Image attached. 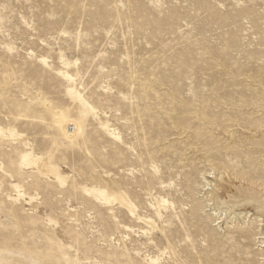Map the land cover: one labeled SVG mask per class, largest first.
I'll return each mask as SVG.
<instances>
[{
	"label": "rangeland",
	"instance_id": "rangeland-1",
	"mask_svg": "<svg viewBox=\"0 0 264 264\" xmlns=\"http://www.w3.org/2000/svg\"><path fill=\"white\" fill-rule=\"evenodd\" d=\"M70 85L94 110L85 118ZM57 110L83 121L74 145ZM0 124L68 177L62 187L54 176L33 185L35 168L24 169L15 180L25 196L14 203L0 169V229L38 218L25 230L41 242L40 224L52 218L49 232L74 249L90 243L100 264H115L105 253L124 245L139 250L135 264L158 255L161 264H264V209L234 196L249 189L264 203V0H0ZM170 182L176 204L161 223L151 204ZM122 183L164 230L83 190Z\"/></svg>",
	"mask_w": 264,
	"mask_h": 264
},
{
	"label": "bare ground",
	"instance_id": "bare-ground-1",
	"mask_svg": "<svg viewBox=\"0 0 264 264\" xmlns=\"http://www.w3.org/2000/svg\"><path fill=\"white\" fill-rule=\"evenodd\" d=\"M43 61L46 62L45 59ZM58 72L64 80H67V82L73 83L75 81L74 76L67 72V70H59ZM67 95L71 98V100H74L83 106L84 111L79 114L80 117L85 118L89 111H94L88 100L76 89L75 86H69L67 89ZM56 114L58 115V120L56 123L58 124V130L60 134L68 139L71 145H74L76 138L83 132V121L80 118L74 119L67 112H62L60 110ZM106 130L110 137L117 141H122L121 136L114 130L109 129L108 127ZM5 145L9 146L10 150H7L4 147ZM130 149H132V147H130ZM0 156L8 158L7 161L9 168L5 169L3 165H1L0 169H2L6 176L13 181L11 186L18 192V197H13L11 195L8 196V198L14 203L19 200V197L25 196V193L22 192L23 185L16 181L19 178L26 177L24 175V169L35 168V173L37 174L38 178L32 182L33 185H38L39 179L42 178V176H54L56 181L59 183L58 185L61 187L65 185L68 179L66 175L59 171V165L56 166V164H54V162H52L48 156L38 153L34 146L30 144L29 140L25 138L22 133H20L15 128H5L1 124ZM154 169L155 170L153 172L156 174L158 172V168L154 166ZM134 170L135 169H132L131 172H134ZM253 179V177H250L251 181ZM162 182L164 183V181ZM174 185V182H170L166 187L161 188L160 194L164 195H159V197L155 199L156 202L151 204V206H154L155 209H157L156 215L159 217L161 223H164L162 221V210H171L175 208V201L170 200V198L167 196L169 191L168 189H171V187ZM128 187L129 186L127 183H122L120 184V187H118L117 191H110L107 188L87 187L85 185L83 186V190L85 193L94 198V200H97L106 206L119 204L128 217L137 220L138 223L151 226L152 230L156 228L164 230L165 227L163 224L161 228L160 225L157 224V220H154L153 217L149 216L148 214L140 213L137 195L135 191L130 190ZM58 194L59 193H57V190L52 192L51 196L46 199L45 203L53 206L57 200L54 198V196ZM234 196L241 197L242 199L249 202H254L258 208L261 210L264 209L263 201L258 200L257 194L253 193L249 189L242 188L241 192ZM34 197L36 196H32L31 200H33ZM227 197L228 195L224 190L213 194L211 200L214 201V203H217L219 200L223 198L225 199ZM37 219L38 218H34L27 224H23L20 220H18L14 226H5L4 228L0 229V264H100L98 259L96 260V258L91 256L94 252H97V250H95V247L90 243L85 241L82 243V246L76 247V249H74L73 245H67L63 243V240L60 239L59 234L56 233L55 230L52 229L51 232H49L45 227L50 225V223L55 222V220L52 218H49V222L47 221L48 223H46L47 225L44 226V223L40 224L42 231L38 233V236L43 238V241L40 242L38 237L35 241L32 236L29 235V232H26L25 227L34 228L35 226H38ZM170 224H172L171 220L169 225ZM122 228L125 234L124 238L128 237L129 233L132 231V226L129 224H124L122 225ZM170 231L172 232L173 230ZM64 233L65 236H71L72 234H75L76 237L79 236L78 233H73L72 230H67ZM35 234L33 231L32 235ZM171 236H169V238L173 239ZM171 250L172 252L170 253V258L173 259L174 263H178L177 259L174 257V254L176 253L175 246H172ZM105 254L109 258L113 259L115 264H135L136 255H139V250L137 248H132L130 250L124 245L123 250L119 253L108 252ZM146 260L148 264H161L159 255L148 256Z\"/></svg>",
	"mask_w": 264,
	"mask_h": 264
}]
</instances>
